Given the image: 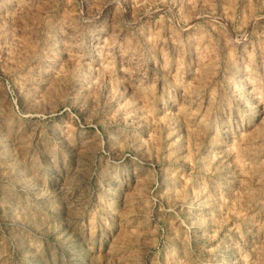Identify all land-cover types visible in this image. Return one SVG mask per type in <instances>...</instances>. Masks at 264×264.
Returning a JSON list of instances; mask_svg holds the SVG:
<instances>
[{
  "label": "rangeland",
  "instance_id": "obj_1",
  "mask_svg": "<svg viewBox=\"0 0 264 264\" xmlns=\"http://www.w3.org/2000/svg\"><path fill=\"white\" fill-rule=\"evenodd\" d=\"M0 264H264V0H0Z\"/></svg>",
  "mask_w": 264,
  "mask_h": 264
}]
</instances>
